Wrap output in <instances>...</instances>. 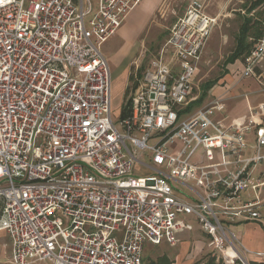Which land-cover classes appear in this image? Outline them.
Here are the masks:
<instances>
[{
  "label": "built area",
  "instance_id": "obj_1",
  "mask_svg": "<svg viewBox=\"0 0 264 264\" xmlns=\"http://www.w3.org/2000/svg\"><path fill=\"white\" fill-rule=\"evenodd\" d=\"M142 2L0 0V232L11 264H144L147 243L176 245L182 215L214 252L264 264L229 229L263 219L264 101L243 126L214 119L220 98L192 108L218 24L204 2L189 0L136 76L130 114L113 119L102 48ZM263 62L264 37L243 70L264 93ZM138 165L152 174L135 176Z\"/></svg>",
  "mask_w": 264,
  "mask_h": 264
},
{
  "label": "rangeland",
  "instance_id": "obj_2",
  "mask_svg": "<svg viewBox=\"0 0 264 264\" xmlns=\"http://www.w3.org/2000/svg\"><path fill=\"white\" fill-rule=\"evenodd\" d=\"M188 2L189 0H164L135 44L137 29L146 25L143 24L144 20L137 26H131L126 33L119 32L103 45L102 52L109 60L112 73V115L116 124H119L123 115L126 90L129 89V93L132 92L137 82L136 78H140V69L157 55L166 42L170 29L183 16ZM207 6V13L218 18V24L202 55L200 70L196 78V85L199 88H197L198 91L196 90V95L200 93L201 96L204 92L203 85L210 81L216 82L213 87L214 89L218 88L216 90H219L221 86L223 87L219 95H223L227 90L228 94L223 96H229L228 110L225 114L217 113L216 116L217 120L226 123V121H233L234 117L246 112V101L251 102L253 100V97L250 96L251 88L259 89L256 78L241 79L242 74H238L240 66L235 67L227 63L232 52L236 49V40L244 23L246 10L250 7V0H206ZM260 10V14L256 16L262 17L264 23V7ZM138 65L140 66L139 70L137 69ZM258 72L263 74L264 79V67H261ZM213 88L208 92L202 105L198 106L194 103L192 108L196 109L205 105L214 93ZM245 95L250 97L246 98ZM236 104L238 105L236 106ZM182 149L183 144L177 142L169 147V152L178 157ZM148 160L146 158L143 161L150 164ZM134 173L135 176L146 177L151 175L152 171L138 165ZM262 220H252L229 226V229L242 239V245L249 252L254 253L253 249L264 246V227L261 224L264 221ZM178 224L180 231L176 235V245L171 246L166 241L158 246L147 243L144 264H159L162 258L167 259L166 264H211V261L214 264H243L232 250H229L231 255L229 258L226 252H214L209 248L207 236L194 217L182 215L178 218ZM216 253L217 255L213 257ZM246 257L252 264L260 262V258L255 255L247 254Z\"/></svg>",
  "mask_w": 264,
  "mask_h": 264
},
{
  "label": "crops",
  "instance_id": "obj_3",
  "mask_svg": "<svg viewBox=\"0 0 264 264\" xmlns=\"http://www.w3.org/2000/svg\"><path fill=\"white\" fill-rule=\"evenodd\" d=\"M202 2H204L206 4V0H201ZM164 2V0H143V2L141 3L140 6H138L129 16L128 18L126 19L125 23L123 24V26L119 29V31L115 34L117 35L119 32L121 33H126L127 30H129V28H131V26H137L140 22H142L143 20V24H146V25H143V28H140V29H137L138 30V34H137V38L134 39V44H135V41L138 40V38L142 35V33L144 32L145 30V27L150 23V21L152 20V17L153 15L155 14V12L158 11V9L162 6V3ZM251 2L252 0H250V5H251ZM263 8V7H262ZM260 8V9H262ZM207 9H208V6H207ZM259 8L256 10L259 11L260 10ZM248 10V8H247ZM247 10H246V13L244 15V17L247 15ZM255 13V11H253ZM252 12V13H253ZM251 13V16H253L254 14ZM209 14V13H208ZM211 15V14H209ZM212 16V15H211ZM218 19V18H217ZM130 24V25H129ZM136 28V27H135ZM240 33V32H239ZM114 35V36H115ZM113 36V37H114ZM253 39L252 38H249L248 41H252ZM237 41V40H236ZM237 46V45H236ZM255 46V45H254ZM253 46V48H254ZM135 47V45H134ZM252 48V49H253ZM251 49V51H252ZM251 51L244 55L243 57L239 58V59H236L234 63H228V64H232L234 65L235 67H239L240 66V69L238 68V74L241 73L243 76V70H244V64H245V59L249 56V54L251 53ZM233 53V52H232ZM108 60V59H107ZM109 62V60H108ZM110 65V63H109ZM201 65V64H200ZM145 67V66H144ZM143 67V68H144ZM264 67V62L262 63V68ZM111 68V67H110ZM200 70V68H199ZM199 73V71H198ZM197 73V75H198ZM197 75L195 77V85L197 84L196 82V78H197ZM131 78V77H130ZM241 79H243V77H241ZM250 79V78H249ZM248 80V79H246ZM254 80V79H253ZM256 81V80H255ZM257 82V81H256ZM255 82V83H256ZM259 82V81H258ZM257 82V85L259 86V89H257L256 87H253L251 88V95L253 97V100L250 102V101H246L247 102V108H246V112L242 115H239L237 117H234L232 120L233 121H226L225 124L227 125H231L233 123H237L238 126H243L247 123L248 121V118H249V108L251 106H257L259 103L263 102L264 101V93H263V90H262V87L260 84H258ZM241 85V84H240ZM250 85V84H249ZM205 85H203L204 87ZM137 87V86H136ZM214 87V86H213ZM198 86L196 85V90H197ZM220 89L219 90H216L214 89V93L212 94L211 98L207 101V103L205 105H203L202 107H205L207 106V104H209L213 99L215 98H220L223 100V109L221 111H217L215 116H214V119L217 120L216 116H217V113H226L227 112V103L230 102V100L228 99L229 96H223L224 94H228V91L223 94V95H219L221 93V89H223V87H219ZM242 88V87H241ZM250 88V87H249ZM256 88V89H255ZM135 88H133L134 90ZM199 89V88H198ZM212 89V88H211ZM225 90V88H224ZM198 91V90H197ZM207 96V95H206ZM205 96V98H206ZM249 96V97H250ZM201 98L200 96V93L198 94V100ZM204 98V100H205ZM197 100V101H198ZM204 100L202 101V103L200 105L203 104ZM231 104V103H230ZM239 104V103H238ZM236 104V106L238 105ZM199 106V105H198ZM235 106V107H236ZM234 108V107H233ZM221 121V120H220ZM233 122V123H232ZM262 215H263V220L264 221V209L262 210ZM264 227V222L261 223ZM240 238V237H239ZM240 240H242L240 238ZM11 250H12V242H11V239L9 237V235L6 233V232H0V264H11ZM254 253H263L264 252V246L262 247H258L257 249H253ZM256 250V251H255ZM31 264H50L48 261H35Z\"/></svg>",
  "mask_w": 264,
  "mask_h": 264
},
{
  "label": "trees",
  "instance_id": "obj_4",
  "mask_svg": "<svg viewBox=\"0 0 264 264\" xmlns=\"http://www.w3.org/2000/svg\"><path fill=\"white\" fill-rule=\"evenodd\" d=\"M264 7V0H252L250 7L247 10V15L244 17V23L240 29V33L237 37V46L235 51L231 54V56L228 59L227 63H234L236 59H239L243 57L244 55L248 54L253 46L264 37V23L262 20V17H257L256 15H259L261 10L257 11L253 16H251V13L253 11H256L258 8ZM262 16V15H260ZM249 38H252V41H248ZM144 68L140 69V74H142ZM141 76V75H140ZM133 77H131L132 79ZM215 81H210L204 84V92L201 95V98L195 102L194 105H200L202 101L204 100L205 96L208 95V92L215 86ZM137 83H135L134 88H136ZM129 93V89L126 90L125 93V101L126 97ZM130 103H124L123 105V115L122 118L127 117L130 114ZM213 260V259H212ZM159 264H166L167 259L162 258L159 261ZM153 264V263H150ZM211 264H214L211 261Z\"/></svg>",
  "mask_w": 264,
  "mask_h": 264
}]
</instances>
